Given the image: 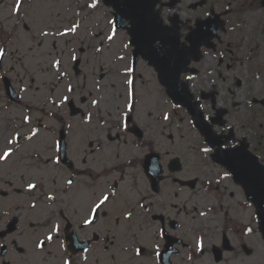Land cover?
I'll return each mask as SVG.
<instances>
[{
    "label": "flooded vegetation",
    "instance_id": "flooded-vegetation-1",
    "mask_svg": "<svg viewBox=\"0 0 264 264\" xmlns=\"http://www.w3.org/2000/svg\"><path fill=\"white\" fill-rule=\"evenodd\" d=\"M122 1L135 2L142 34L153 40L158 56L172 64L177 52L186 59L181 80L222 149L242 153L232 156V162L255 166L246 149L264 169V0ZM108 12L113 20V10ZM131 13L126 12V24ZM130 56L132 108L126 116L119 113L122 98L113 93L123 86L112 83L102 106L74 119L75 144L66 148L69 163L63 164L58 144H39L48 120L41 111L28 115L26 125L36 134L25 145L0 146V155L13 149L7 160H0V199L9 207L4 214L11 208L15 177L34 201L46 198L41 196L47 191L54 197L71 195L77 202L86 198L90 208L84 219L77 214L69 221L79 240L94 241L88 252L69 255L65 214L59 211L56 222L40 226L18 219L23 247L14 235L4 237L0 264H264V172L261 184L255 182V171L248 185L234 178L226 163L215 159L216 148L194 128L187 109L181 110L189 125L182 170L166 171L160 191L154 190L145 160L159 154L160 135L174 145L175 135H170L178 112L157 70L144 59L133 66ZM204 147L212 151L204 153ZM169 150L178 155L175 147ZM193 181L195 189L182 185ZM30 183L36 187L30 190ZM103 195L109 201L85 226ZM10 221L0 223V234Z\"/></svg>",
    "mask_w": 264,
    "mask_h": 264
},
{
    "label": "rangeland",
    "instance_id": "rangeland-1",
    "mask_svg": "<svg viewBox=\"0 0 264 264\" xmlns=\"http://www.w3.org/2000/svg\"><path fill=\"white\" fill-rule=\"evenodd\" d=\"M91 1L0 0V48L4 47L7 52L0 75L10 76L18 90L21 89V85L27 89L26 94H23V100L31 109H41L43 103L47 110L41 109L42 111L47 114L50 112L61 115L64 118L63 123L67 125L68 139L71 145L75 144L73 134L76 126L74 120L68 117V108L64 97L79 101V98L85 95L90 98L87 109H94L92 107L93 99L101 100L103 96L108 97L109 83L120 82L112 80L110 77L104 83L99 84L97 80L99 68L104 63H109L110 55L114 56L115 49L113 48L125 50L123 42L119 41L123 37L121 34L112 44H108L111 31L109 15L99 7L95 10L87 9L86 5ZM18 4L19 10L17 11ZM80 21L81 25L76 34L60 35ZM26 26L29 31H26ZM42 32L49 34L44 36ZM82 47L85 49L83 56L85 80L79 84H76L74 80H59L57 76L68 72L70 62L79 55V50ZM98 50L104 51L98 53ZM57 59L61 61L62 65L59 73L51 68V64ZM32 81L37 86L34 90L29 88V83ZM69 87L73 89L71 94L68 91ZM28 114L27 110L23 108L6 107L0 93V146L9 145L8 140L13 139L17 133H19L20 142H14L11 145L25 144V137L30 132L25 130L26 125L24 124V118ZM45 122L51 132H42V140L39 141V144L55 145L58 135L54 133L55 123L50 119ZM173 133L176 138L174 145H170L167 138L160 137V150L168 156L172 154L169 149L175 147L178 155L184 157L186 136L189 133L188 121L185 119L180 124L176 121ZM22 160L24 159H20V161ZM13 182L14 188L21 190V195L14 194L10 211H14L12 215H25L26 222L32 220L44 222L49 218L56 222L60 209L64 210L72 219L77 214H80L82 219L86 215L89 206V201L86 198L77 202L72 196L62 197L57 194L53 201L46 197V199L42 198L33 202L28 199L29 194L25 192L26 184H21L16 177ZM36 194L39 195V193L32 195ZM6 203L7 201H0V219L8 218L4 217L5 210L9 208ZM20 236L21 233L18 232L14 239L19 241Z\"/></svg>",
    "mask_w": 264,
    "mask_h": 264
},
{
    "label": "snow or ice",
    "instance_id": "snow-or-ice-1",
    "mask_svg": "<svg viewBox=\"0 0 264 264\" xmlns=\"http://www.w3.org/2000/svg\"><path fill=\"white\" fill-rule=\"evenodd\" d=\"M99 0H94V2L92 4L89 5V7L91 8H96L97 7V4H98ZM19 10V4L17 5V11ZM111 23V22H110ZM79 25L78 24H74L70 29H66L64 32L60 33V35H67L68 32H76L77 29H78ZM49 33L47 32H42V35L44 36H47ZM115 34V30L113 29V35H110L108 37L109 40L113 39V36ZM125 47H127V45H125ZM99 51V50H98ZM5 54V50L3 48H0V59L3 58ZM121 59H123V57H121ZM56 66L58 67L59 66V61L56 62ZM129 71H131V69H129ZM189 79H191V77H189ZM127 83L129 85L132 84V81L131 80H128ZM69 92L72 91V88L69 87L68 89ZM68 100V97H64V101H67ZM93 103H97L96 101H94ZM132 108V105H129V109ZM164 119H168L167 116L164 117ZM29 120L28 117H25V122H27ZM33 136L36 134L35 131H33ZM29 139H31V137H29ZM19 140V133L16 134V136L13 138V139H10L8 140V144L11 145L13 144L14 142H18ZM225 147H227V145H225ZM202 151L204 153H210L212 151V148L210 147H204L202 149ZM13 154V149L11 147H9L7 150H5L3 152L2 155H0V160H7L11 155ZM58 162V161H57ZM69 184H71L72 182L71 181H68ZM36 187L35 184L33 183H30L28 185V188L31 190V189H34ZM50 199H53L52 197H49ZM110 197L108 195H103V197L99 200L98 203L95 204V207L92 209V213H93V218L92 219H86L84 221V223L87 225V224H92L94 219H95V213L97 212L98 209L101 208L102 205L106 204L108 201H109ZM33 207H35V205H33ZM249 232H251V229L248 230ZM48 240H51L52 237L51 236H48L47 237ZM40 247H43V242H41V244L39 245ZM201 247H202V244H201ZM66 264H70V262H66Z\"/></svg>",
    "mask_w": 264,
    "mask_h": 264
}]
</instances>
